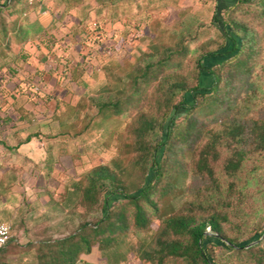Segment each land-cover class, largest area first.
I'll return each instance as SVG.
<instances>
[{
    "label": "trees",
    "instance_id": "1",
    "mask_svg": "<svg viewBox=\"0 0 264 264\" xmlns=\"http://www.w3.org/2000/svg\"><path fill=\"white\" fill-rule=\"evenodd\" d=\"M252 1L228 3L224 0L221 7L216 4L211 20L220 25L224 41L195 59L193 83L176 71L188 53L181 38L173 46L162 47L155 60H143L133 67L130 73L133 88L122 101L87 98L89 108L82 120L84 125L95 116L104 119L122 116L134 104L140 105L139 114L128 125L132 141L126 146L133 156L127 163L122 157L92 167L83 175L75 206L81 218L77 230L61 239L39 242L35 248L37 264H75L93 245L109 247L118 242L121 234L131 229H145L151 223H156L157 229L142 258L154 264L169 261L175 264H264L263 217L259 227L243 222L244 229L252 232L246 239L229 235L227 231L231 225L229 210L243 203L244 188L252 181L251 178L241 180V175L245 176V163L254 153L264 152V115L243 118V113H236L238 117L228 115L221 128H203L191 114L204 108L212 114L239 110V106L230 103L233 100L229 99L228 91L232 88L234 74L251 71L250 60L257 49L251 27L233 18L230 11ZM256 1L264 8V0ZM27 7L24 0H0V13H4L0 17V38L7 47L12 44L10 37L23 39V12ZM145 100L152 102L156 115L140 110ZM180 116L184 122L176 120ZM155 129L161 134L152 142L149 136ZM194 142L197 146L193 150L191 169L203 180L202 185L192 184V198L186 205L161 218L158 216L160 198L172 189L173 173L187 171L179 158L181 146ZM224 148L229 154L222 170L233 179L236 190L229 187L224 190L216 174L215 166ZM134 170L140 174L137 183L131 178L135 176L131 175ZM237 179L241 184L236 183ZM98 211L99 216H96ZM240 225L236 223L237 230ZM11 240L10 235L7 244ZM253 240L256 242L250 244ZM223 253L227 259L234 257L236 262L221 261Z\"/></svg>",
    "mask_w": 264,
    "mask_h": 264
},
{
    "label": "rangeland",
    "instance_id": "2",
    "mask_svg": "<svg viewBox=\"0 0 264 264\" xmlns=\"http://www.w3.org/2000/svg\"><path fill=\"white\" fill-rule=\"evenodd\" d=\"M53 1L55 3L57 0ZM83 1L68 0L70 5ZM85 1L79 5L78 10L63 8L62 0L57 1V7H49L45 16L49 22L46 23L55 31L58 41L51 52L45 53L49 57L47 60L43 57L44 52L36 46L37 42L35 44L32 41H14L13 47L17 49L14 51L0 38V101H62V98L76 101L82 93H85V98L79 99L84 98L85 101L91 96L122 101L133 88L130 84L133 67L143 60H155L162 47L173 46L181 38L188 53L182 58L181 68L176 71L193 83L196 72L195 59L203 52L216 49L224 41L220 25L211 20L216 4L221 7L224 0ZM125 1L130 7L126 12H130L132 16L129 21L123 16L116 17L118 12L124 13ZM227 1L230 3L232 0ZM117 4L121 6L118 7ZM29 6L31 5H28V8ZM230 15L251 27L255 35L257 53L250 60L251 71L234 74L232 88L228 91L229 99L233 100L230 103L239 106V110L212 114L204 108L202 111L192 112L193 118H196L203 128H221L228 115L238 117L236 113H243V118H258L264 115V8L253 0L233 7ZM3 16L4 13H0V17ZM23 18L30 24L35 15L30 11L23 15ZM41 19H44L43 15ZM118 43L119 49H114ZM43 63L51 65V69L46 70L47 65L43 68ZM10 68L15 69V73H12ZM150 90L147 92L148 96ZM151 105L152 102L149 104L145 100L140 110L148 115H156ZM139 106L134 104L131 110L122 116H112L108 119L95 116L96 119L90 124L85 137L87 145L82 155L86 168L79 171L81 181L83 175L92 167L109 164L122 157L125 163L131 161L133 153L126 146L132 141L128 125L139 114ZM181 118L182 116L176 120L184 122ZM160 134L161 131L155 129L149 137L153 142ZM196 142L181 146L179 158L184 162L187 171L173 173L172 189L160 198L158 216L161 218L178 212L186 205L192 198V184L202 185L203 180L191 169ZM227 154L229 152L224 148L215 166L216 174L224 190H227V187L236 190L235 182H231L233 179L222 170ZM243 171L245 176L240 174L241 180L251 178L252 181L244 188L245 200L240 206L238 204V210L234 206L230 208L228 216L231 225L227 229L229 235H238L240 239L252 235V232L244 229L243 222L250 223V227H259L263 223L261 218H264V152L254 153L245 163ZM131 175H135L131 177L134 182H139L138 170L132 171ZM236 183L241 184V181L237 179ZM95 215L99 216V211ZM237 222L241 224L239 230L236 228ZM156 229L157 224L151 223L145 229H131L121 234L117 243L100 248L102 257H106L108 264H154L152 260L143 259L142 252L154 239ZM10 235L12 240L3 252H0V264H16L8 259L10 255L20 251L13 241L16 237L15 227H12ZM255 242L253 240L250 244ZM226 257V253H223L221 261L236 262L234 257ZM116 261L118 263H115ZM166 264L175 263L169 261Z\"/></svg>",
    "mask_w": 264,
    "mask_h": 264
},
{
    "label": "crops",
    "instance_id": "3",
    "mask_svg": "<svg viewBox=\"0 0 264 264\" xmlns=\"http://www.w3.org/2000/svg\"><path fill=\"white\" fill-rule=\"evenodd\" d=\"M57 1L26 8L23 15L32 11L35 18L30 24L23 18V39L12 36L10 49L17 50L14 41L37 42L43 57L49 58L45 53L52 51L58 38L45 16L50 6L57 7ZM62 1V7L71 10L86 2L70 5L68 0ZM127 8L125 1L124 13L118 12L116 17L129 21L132 16ZM47 64L43 63V68ZM50 69L47 65L46 70ZM10 71L15 73L13 68ZM81 97L85 98V93L76 101H0V221L8 223L11 232L15 227L13 241L20 251L8 259L16 264H37L35 248L39 242L64 238L74 233L81 221L75 208L80 196L79 171L86 168L82 155L85 137L96 119L83 124L89 101ZM105 259L100 247L93 245L75 264H108Z\"/></svg>",
    "mask_w": 264,
    "mask_h": 264
},
{
    "label": "built area",
    "instance_id": "4",
    "mask_svg": "<svg viewBox=\"0 0 264 264\" xmlns=\"http://www.w3.org/2000/svg\"><path fill=\"white\" fill-rule=\"evenodd\" d=\"M28 5H43L48 0H24ZM11 227L8 223L0 221V248L5 246L10 239Z\"/></svg>",
    "mask_w": 264,
    "mask_h": 264
}]
</instances>
